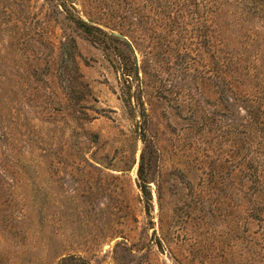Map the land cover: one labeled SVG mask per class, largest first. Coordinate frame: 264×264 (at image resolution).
Returning a JSON list of instances; mask_svg holds the SVG:
<instances>
[{"label": "rangeland", "instance_id": "1", "mask_svg": "<svg viewBox=\"0 0 264 264\" xmlns=\"http://www.w3.org/2000/svg\"><path fill=\"white\" fill-rule=\"evenodd\" d=\"M203 1L0 0V264H264V0Z\"/></svg>", "mask_w": 264, "mask_h": 264}, {"label": "trees", "instance_id": "2", "mask_svg": "<svg viewBox=\"0 0 264 264\" xmlns=\"http://www.w3.org/2000/svg\"><path fill=\"white\" fill-rule=\"evenodd\" d=\"M203 1V0H202ZM66 2L67 0H61V3L60 5L63 7L64 11H66V13L68 14H71V12L68 10L67 6H66ZM207 3V1H203V4ZM256 3V2H254ZM204 9L206 8V6L204 5L203 6ZM69 18L70 20H72V22L74 23V25L79 28L80 30H82L89 38H91V40L93 42H97V43H106V44H116V43H123L118 37L116 36H111V35H108L106 33H104L101 29L95 27V26H92L90 24H88L87 22L83 21L82 19H80L79 17H71L69 15ZM125 43V42H124ZM123 43V44H124ZM126 48H128L129 52L131 53V48L129 47V45L127 43L124 44ZM220 51V50H219ZM118 57H120L121 55H117ZM129 58L131 59V57L129 56ZM131 71L128 70V69H124L125 71L122 72V74L126 77H130L131 75L135 76L137 75V69H136V62H131ZM218 65V76L220 78H222V80H220L219 82V85L221 86H224L226 83L228 84L229 82L227 81V79H230L232 77V79L236 77V69L232 70L229 72V77L226 79V71L225 70V65L224 63L221 61L220 63H217ZM221 89V88H220ZM234 91V98L235 100H238L243 103H245V108H246V112L248 114V118L250 119V122L251 123H254L253 125L256 127V125L258 124L260 127V129L258 128L257 131H254L255 134L259 137V138H263L264 139V123L262 122V113H261V110L260 108H256L254 105H252L251 103V100L248 99V98H244L241 96V94L236 91V90H233ZM255 103V102H254ZM264 118V117H263ZM252 125V126H253ZM140 176V174H139ZM141 178V176H140ZM142 179V178H141ZM145 183H143V180L142 182L139 183V188L141 189V192L143 195H145V190L146 189V186H144ZM254 190L258 191V187L255 186L254 187ZM145 201H147V199H145Z\"/></svg>", "mask_w": 264, "mask_h": 264}, {"label": "water", "instance_id": "3", "mask_svg": "<svg viewBox=\"0 0 264 264\" xmlns=\"http://www.w3.org/2000/svg\"><path fill=\"white\" fill-rule=\"evenodd\" d=\"M115 36H117L118 38L122 39V36H119V35H115Z\"/></svg>", "mask_w": 264, "mask_h": 264}]
</instances>
